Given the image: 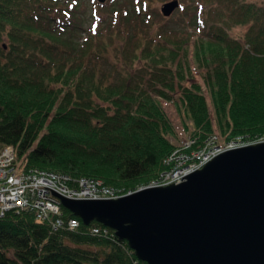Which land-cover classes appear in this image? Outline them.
<instances>
[{"label": "trees", "instance_id": "obj_1", "mask_svg": "<svg viewBox=\"0 0 264 264\" xmlns=\"http://www.w3.org/2000/svg\"><path fill=\"white\" fill-rule=\"evenodd\" d=\"M82 1L0 0V149L17 173L134 191L186 134L201 146L264 133V0H178L168 18L156 7L168 0H107L110 18L93 14L79 43ZM88 227L51 233L9 212L0 264H146Z\"/></svg>", "mask_w": 264, "mask_h": 264}, {"label": "water", "instance_id": "obj_2", "mask_svg": "<svg viewBox=\"0 0 264 264\" xmlns=\"http://www.w3.org/2000/svg\"><path fill=\"white\" fill-rule=\"evenodd\" d=\"M177 7L171 0L159 11ZM53 196L83 225L113 230L146 264H264V144L224 151L178 184L116 199Z\"/></svg>", "mask_w": 264, "mask_h": 264}, {"label": "built area", "instance_id": "obj_3", "mask_svg": "<svg viewBox=\"0 0 264 264\" xmlns=\"http://www.w3.org/2000/svg\"><path fill=\"white\" fill-rule=\"evenodd\" d=\"M216 138L209 137L197 154H186L174 151L165 159L170 169L165 170L152 180L148 187L161 186L167 183H179L189 173L200 169L207 161L218 153L250 144L264 143V134L254 137H238L226 143L224 147L215 145ZM188 145L185 146V148ZM200 152V153H199ZM13 151L6 147L0 151V216L9 210L33 211L37 219L49 223L53 230L72 231L77 227L73 219L64 226L62 220L54 218L58 214V202L52 192L71 199H115L122 190L105 186L102 182L82 179L70 182L63 175L30 170L28 173H17L12 167ZM93 235L113 240L106 229H92Z\"/></svg>", "mask_w": 264, "mask_h": 264}, {"label": "rangeland", "instance_id": "obj_4", "mask_svg": "<svg viewBox=\"0 0 264 264\" xmlns=\"http://www.w3.org/2000/svg\"><path fill=\"white\" fill-rule=\"evenodd\" d=\"M107 0H105L106 2ZM169 1V0H168ZM178 1V0H177ZM249 1H255L257 2L258 4H260L263 0H249ZM164 3V2H163ZM93 4H94V8L98 11H100V16L103 20H106L108 21V19L110 18V16H108L106 13L108 10H106V8H99V7H95L96 6V3L94 0H83L80 5L78 7L75 8L74 10V15L75 17L78 19V23L80 26V28L77 30V34H76V39L77 41L80 43L84 40V37L86 36V33L88 32V29L90 27V25L92 24V18H91V15H90V12L91 10L93 9ZM105 4V3H104ZM162 3H159L156 5L158 11H159V7L161 6ZM103 5V4H102ZM130 6L127 5V8H129ZM177 9L174 10V12L172 13L174 16H176V12ZM171 14V15H172ZM173 16V17H174ZM166 18V17H165ZM168 18V17H167ZM165 20L162 21V23H164ZM109 23V22H107ZM111 24H117V23H111ZM110 24V25H111ZM120 24V23H119ZM118 24V25H119ZM241 33L244 31V30H239ZM115 40H118L115 38ZM105 58L109 61H113L115 58H116V53L114 52V50L111 48L108 50L107 54H105ZM113 63V62H112ZM209 102V100H208ZM262 135V134H261ZM259 136V135H257ZM216 141V140H215ZM179 146H183L182 144H178ZM196 148H191V149H187L185 151H183L184 153L186 154H197L198 151H194ZM201 150V149H199ZM200 153V152H199ZM162 172H160L158 175H160ZM151 181V180H150ZM150 181H148L146 184L142 185V186H139L137 187L138 189L139 188H143V187H146V186H149L151 185ZM120 190L124 191L123 188H120ZM127 193V191H124L122 194H125Z\"/></svg>", "mask_w": 264, "mask_h": 264}]
</instances>
